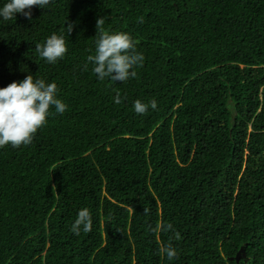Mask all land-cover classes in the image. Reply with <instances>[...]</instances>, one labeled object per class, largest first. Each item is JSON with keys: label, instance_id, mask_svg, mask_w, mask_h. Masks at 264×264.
<instances>
[{"label": "trees", "instance_id": "16d2710c", "mask_svg": "<svg viewBox=\"0 0 264 264\" xmlns=\"http://www.w3.org/2000/svg\"><path fill=\"white\" fill-rule=\"evenodd\" d=\"M98 18L137 41L134 78L85 70ZM53 32L68 51L48 64ZM28 73L67 110L0 148V264H264V0H53L0 20V87Z\"/></svg>", "mask_w": 264, "mask_h": 264}, {"label": "clouds", "instance_id": "9594fccd", "mask_svg": "<svg viewBox=\"0 0 264 264\" xmlns=\"http://www.w3.org/2000/svg\"><path fill=\"white\" fill-rule=\"evenodd\" d=\"M53 0H4L0 4V20L11 21L17 14L32 18V9L37 7L45 10ZM94 53L87 56L85 70L91 65V71L99 81L108 78L111 81L125 82L136 76L135 69L143 66L144 55L137 50V41L124 31H110L104 28V20L97 19ZM67 35L73 31V24L66 26ZM35 51L48 64H56L63 59L68 51L65 35L53 32L42 43L35 44ZM58 86L55 82L33 74H27L21 80H14L7 86L0 87V148L11 146L20 148L33 142L35 134L42 129L50 116L63 114L67 104L58 96ZM116 103H120L117 95ZM132 108L136 114L143 115L149 109H157V101L151 99L144 102L137 99ZM50 109H54L50 111ZM147 214L148 209L144 210ZM163 232L175 231L171 223L158 226ZM70 230L79 235L92 230V214L87 207L78 210L76 219ZM177 238L179 234L176 233ZM161 251L169 261L176 255V249L171 244L165 245Z\"/></svg>", "mask_w": 264, "mask_h": 264}, {"label": "water", "instance_id": "95a60500", "mask_svg": "<svg viewBox=\"0 0 264 264\" xmlns=\"http://www.w3.org/2000/svg\"><path fill=\"white\" fill-rule=\"evenodd\" d=\"M242 251H243V249L238 253V255L236 257L238 260H240V258L242 257V254H241Z\"/></svg>", "mask_w": 264, "mask_h": 264}]
</instances>
